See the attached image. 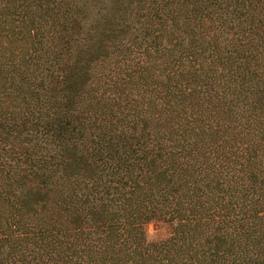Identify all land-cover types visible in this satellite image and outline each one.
Returning <instances> with one entry per match:
<instances>
[{
    "label": "trees",
    "instance_id": "16d2710c",
    "mask_svg": "<svg viewBox=\"0 0 264 264\" xmlns=\"http://www.w3.org/2000/svg\"><path fill=\"white\" fill-rule=\"evenodd\" d=\"M0 264H264V0H0Z\"/></svg>",
    "mask_w": 264,
    "mask_h": 264
},
{
    "label": "rangeland",
    "instance_id": "374dc122",
    "mask_svg": "<svg viewBox=\"0 0 264 264\" xmlns=\"http://www.w3.org/2000/svg\"><path fill=\"white\" fill-rule=\"evenodd\" d=\"M146 229H147V237L149 239H153L156 237H163L167 235L166 224L159 221L150 222L147 225Z\"/></svg>",
    "mask_w": 264,
    "mask_h": 264
}]
</instances>
